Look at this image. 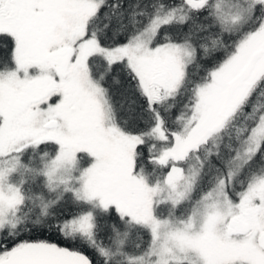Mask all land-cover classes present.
<instances>
[{
	"label": "snow or ice",
	"instance_id": "snow-or-ice-1",
	"mask_svg": "<svg viewBox=\"0 0 264 264\" xmlns=\"http://www.w3.org/2000/svg\"><path fill=\"white\" fill-rule=\"evenodd\" d=\"M0 264H264V0H0Z\"/></svg>",
	"mask_w": 264,
	"mask_h": 264
}]
</instances>
